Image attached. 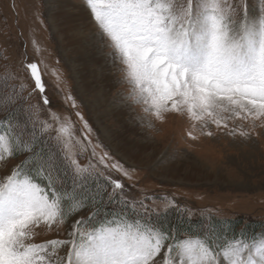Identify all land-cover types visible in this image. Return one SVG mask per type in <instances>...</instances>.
<instances>
[{
  "label": "snow or ice",
  "instance_id": "6c2138e0",
  "mask_svg": "<svg viewBox=\"0 0 264 264\" xmlns=\"http://www.w3.org/2000/svg\"><path fill=\"white\" fill-rule=\"evenodd\" d=\"M83 3L92 46L130 85L114 104L142 105L141 122L185 117L192 140L213 136L210 126L260 135L264 0ZM0 61V264H264V223L237 229L138 188L136 169L95 137L59 69L26 52L13 67L6 49ZM49 74L76 120L54 110Z\"/></svg>",
  "mask_w": 264,
  "mask_h": 264
},
{
  "label": "rangeland",
  "instance_id": "374dc122",
  "mask_svg": "<svg viewBox=\"0 0 264 264\" xmlns=\"http://www.w3.org/2000/svg\"><path fill=\"white\" fill-rule=\"evenodd\" d=\"M64 1L71 2L70 8L75 4L88 13L83 0ZM55 4L58 0H0V52L7 50L13 67L18 66L17 61L26 52L30 60L38 61L42 57L50 68L59 69L64 78L61 87L64 92L71 91L81 103V111L92 125L95 137L117 160L136 169L138 188H146L157 196L175 194L180 203L193 209L210 210L220 220L239 219L243 225L264 223V129L256 130L259 136L245 140L238 134L230 136L210 126L213 136L199 135L197 140H192L187 135L190 122L185 117L170 114L163 123L151 117L141 122L139 118L146 115L142 105L122 108L113 103L117 93L128 94L130 85L122 82V73L108 65L103 52L108 77L101 78L103 68L91 53L94 47L90 41L86 45L89 51H85L91 57L89 67L82 64L79 67L80 70L86 67L92 73L81 80L72 67L73 58L78 59L80 55L70 52L75 47L69 37L70 29L64 25L59 34L54 24ZM86 18L88 23L89 15ZM33 39L42 49L39 56L33 48ZM44 79L54 110L72 114L76 120L73 110L63 103L64 93L56 88L55 77L49 74ZM34 99H39V95ZM148 120L154 127H148ZM240 125L247 128L246 123L237 121L236 126ZM129 140L149 142L143 149L133 147L138 155L129 157L124 154L126 147H120Z\"/></svg>",
  "mask_w": 264,
  "mask_h": 264
},
{
  "label": "bare ground",
  "instance_id": "6f19581e",
  "mask_svg": "<svg viewBox=\"0 0 264 264\" xmlns=\"http://www.w3.org/2000/svg\"><path fill=\"white\" fill-rule=\"evenodd\" d=\"M56 2V1H55ZM71 4V2L69 3V1H64V0H58V4H55V9L53 13L54 16V24L57 26V29H59V34L60 32H62L63 30V26L67 25V27L70 29V38H71V42L74 43L75 47L72 48L70 50V52L74 54V52L78 53L80 55V57L77 58H73V62H72V67L73 69L79 74L81 80L84 79L85 76L91 75L92 71H87V69H85L86 67H84V69L80 70L81 67H79L81 64L82 65H89L90 61H91V57L85 52V51H89V49L87 50V42L89 44L90 41V34H89V26L88 23L85 21V19H87L86 17H88V13L85 10V8L80 7L78 5L73 4V7H69ZM51 13V14H52ZM53 18V17H52ZM59 21V24H58ZM53 23V22H52ZM53 24V25H54ZM60 29L62 31H60ZM67 30V29H66ZM88 33H87V32ZM63 36V35H61ZM63 38V37H61ZM91 44V42H90ZM92 45V44H91ZM70 46V44H69ZM73 46V44H72ZM65 49V48H64ZM93 51L91 52L92 55L99 61L101 62V66L103 68V77L101 76V78H107V72L105 73V71L107 70V64L105 63V57L104 55L101 53V51L97 50L96 48L92 49ZM91 51V50H90ZM83 54V55H82ZM91 55V54H90ZM74 57V56H73ZM79 61V63H78ZM75 62V63H74ZM97 62V61H96ZM96 64V63H95ZM79 67V68H78ZM89 67V66H88ZM100 68V67H99ZM98 68V69H99ZM84 70V73H82V71ZM74 71V72H75ZM110 72V71H109ZM94 74V73H93ZM97 74V73H96ZM85 75V76H84ZM78 76V77H79ZM95 76V75H92ZM95 78V77H94ZM99 79V78H98ZM89 81V80H88ZM106 81V80H105ZM83 82V81H82ZM91 84V83H90ZM88 84V86L90 85ZM81 85V84H80ZM83 86L86 89L85 84H83ZM93 86V85H92ZM91 86V87H92ZM93 88H96V86H93ZM102 88V87H101ZM98 89V88H97ZM102 90H104V87L102 88ZM104 103V102H103ZM100 105V104H99ZM108 107V106H107ZM113 109V108H112ZM118 110V109H116ZM115 110V111H116ZM114 111V109L112 110ZM107 113V112H106ZM114 113V112H113ZM112 115V114H111ZM131 116V115H130ZM113 117V116H112ZM128 120V119H127ZM121 122V121H120ZM123 127V126H122ZM123 130V129H122ZM125 131V130H124ZM128 131V130H127ZM117 135V134H116ZM115 136V135H114ZM109 137V136H108ZM122 137V136H121ZM113 138V137H112ZM126 138V137H125ZM124 139V138H123ZM122 139V140H123ZM147 139V138H146ZM115 140V139H114ZM112 140V141H114ZM127 140V139H125ZM144 140V139H143ZM130 141V140H129ZM125 141L126 145L125 146H120V147H126L125 149H123L125 152L124 154L132 157L133 155H136L137 152L133 151L132 148L133 147H138L139 149H143L145 146L148 145V142L145 140L143 142L140 143H135L134 141ZM114 144V143H113ZM128 145V146H127ZM133 145V146H131ZM114 146V145H113ZM137 149V148H136ZM138 155V154H137Z\"/></svg>",
  "mask_w": 264,
  "mask_h": 264
},
{
  "label": "trees",
  "instance_id": "16d2710c",
  "mask_svg": "<svg viewBox=\"0 0 264 264\" xmlns=\"http://www.w3.org/2000/svg\"><path fill=\"white\" fill-rule=\"evenodd\" d=\"M220 220V219H219ZM234 221H236L237 223H236V227H237V229H239L240 228V226H242L243 224H242V222H241V220H234ZM245 225H248L249 226V228H251V227H255L256 228V230L258 231L259 230V228H260V225L261 224H259V223H256V222H251V223H249V224H244L242 227H244Z\"/></svg>",
  "mask_w": 264,
  "mask_h": 264
}]
</instances>
